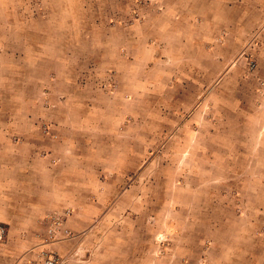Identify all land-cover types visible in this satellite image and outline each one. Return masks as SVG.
I'll return each mask as SVG.
<instances>
[{"label": "rangeland", "instance_id": "obj_1", "mask_svg": "<svg viewBox=\"0 0 264 264\" xmlns=\"http://www.w3.org/2000/svg\"><path fill=\"white\" fill-rule=\"evenodd\" d=\"M0 167L47 205L5 264H264V0H0Z\"/></svg>", "mask_w": 264, "mask_h": 264}, {"label": "crops", "instance_id": "obj_2", "mask_svg": "<svg viewBox=\"0 0 264 264\" xmlns=\"http://www.w3.org/2000/svg\"><path fill=\"white\" fill-rule=\"evenodd\" d=\"M152 53H154L153 50ZM37 171L36 167H0V225L4 227L7 236L24 237L20 242L17 241V245L10 239L6 243H0L1 264L11 260L13 256L11 253L12 248L17 246L20 248L42 247V243H38L36 237L41 235L43 230L40 223L47 209L46 200L44 199L46 188L43 184L41 191H38L40 187H38V190L36 189L34 179L38 174ZM49 172L50 170L41 167L39 172L41 175H39L44 180L48 177L51 179L52 176ZM39 195L42 197L37 198ZM58 243L50 244L49 248L53 250L57 248L56 250L59 251L63 248H61L62 244L66 245L63 242H60V245ZM212 250L213 248H211V252H215ZM223 252L224 250H222ZM222 253L219 258L218 254H216L217 257L213 255L209 264H225L227 261L231 262L240 258L239 250L233 245L225 247V252ZM234 253H237L236 256H234ZM179 262V260L174 261L172 264H180ZM189 262L194 264L193 260ZM182 264H187V262Z\"/></svg>", "mask_w": 264, "mask_h": 264}, {"label": "built area", "instance_id": "obj_3", "mask_svg": "<svg viewBox=\"0 0 264 264\" xmlns=\"http://www.w3.org/2000/svg\"><path fill=\"white\" fill-rule=\"evenodd\" d=\"M67 216V212H63L62 214H57L49 217V226L47 229V234L49 238H54L57 235L63 234L66 235L67 231L64 229L63 221ZM0 234H2V230L0 229ZM41 264H63V259L55 256V255H46L42 258Z\"/></svg>", "mask_w": 264, "mask_h": 264}]
</instances>
